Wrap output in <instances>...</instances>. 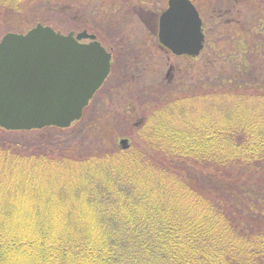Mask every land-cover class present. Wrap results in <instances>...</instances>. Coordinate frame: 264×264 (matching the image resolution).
<instances>
[{"label": "trees", "instance_id": "trees-1", "mask_svg": "<svg viewBox=\"0 0 264 264\" xmlns=\"http://www.w3.org/2000/svg\"><path fill=\"white\" fill-rule=\"evenodd\" d=\"M27 1L0 0V21ZM36 1L76 18L67 8L79 0ZM108 1L109 10L89 11L102 24L140 6ZM192 1L200 11L204 0ZM263 8L245 0L237 12L248 16L237 26L258 41L237 39L243 56L230 58L229 77L164 86L127 147L25 137L70 128L0 127V264H264V78L255 63Z\"/></svg>", "mask_w": 264, "mask_h": 264}, {"label": "rangeland", "instance_id": "rangeland-1", "mask_svg": "<svg viewBox=\"0 0 264 264\" xmlns=\"http://www.w3.org/2000/svg\"><path fill=\"white\" fill-rule=\"evenodd\" d=\"M103 1L79 0L78 8H67L77 11L73 14L76 18L71 19L64 11L62 14L59 10L42 6L36 0H29L23 4L20 14L0 21V38L9 28L26 29L37 22L45 23L44 25L51 23L53 27H60L64 30L62 33H65L78 22L84 21L88 24L87 31L97 36L108 48H112L115 54L111 74L86 108L83 120L67 127L74 132L51 128L37 134L29 133L26 138L43 134L52 140L84 141L87 148L94 144L97 146V141L101 139L102 143L120 147L122 140L126 139L130 143L134 138H138L135 126L138 127L142 117L153 108L154 100L161 90L164 92L166 85L183 80L190 83H194L196 79L209 81V78L214 76L228 78L234 64L241 63L240 57L243 54L237 51V39L248 32H244L237 24L240 20L246 21L248 18L246 15L239 16L244 12L241 8L245 0H204L200 13L204 24H207L204 33L209 45L196 58L183 56L179 59L165 49L157 37L159 14L166 7L168 0H138L141 8L134 6V15L122 19L120 24L114 14L105 24L90 16L89 11L94 7L102 11L110 9V2ZM262 12L264 17V8ZM258 15H250L253 24L257 23ZM95 22L99 25L92 29ZM249 34L243 35L244 41L249 40L248 47L258 41L253 40ZM261 45L264 47V43ZM233 55L236 57L234 64L229 63ZM255 63L262 70L257 72V77L264 78V56L258 55ZM24 219L29 222V218L21 215V223Z\"/></svg>", "mask_w": 264, "mask_h": 264}, {"label": "water", "instance_id": "water-1", "mask_svg": "<svg viewBox=\"0 0 264 264\" xmlns=\"http://www.w3.org/2000/svg\"><path fill=\"white\" fill-rule=\"evenodd\" d=\"M202 25L191 0H168L158 38L175 55L197 56L204 47ZM111 58L87 30L64 34L38 23L25 33L7 32L0 39V127H70L107 79ZM121 143L127 146L126 139Z\"/></svg>", "mask_w": 264, "mask_h": 264}, {"label": "flooded vegetation", "instance_id": "flooded-vegetation-1", "mask_svg": "<svg viewBox=\"0 0 264 264\" xmlns=\"http://www.w3.org/2000/svg\"><path fill=\"white\" fill-rule=\"evenodd\" d=\"M163 10V9H162ZM204 24H203V30H204ZM158 30V29H157ZM97 37V36H96ZM158 37V36H157ZM206 34H205V42H204V44H205V46H204V49H205V47H206ZM161 46V45H160ZM105 47L107 48V50L108 51H110L111 52V54H112V60H113V58L115 57V54H114V52H113V50H112V48H108L106 45H105ZM162 47V46H161ZM163 48V47H162ZM173 56H175V55H173ZM184 57H186V58H191L190 56H184ZM175 58L176 59H179V56H175ZM194 58V57H193ZM172 69H173V67H172Z\"/></svg>", "mask_w": 264, "mask_h": 264}]
</instances>
